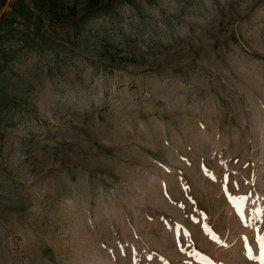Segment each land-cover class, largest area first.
Returning <instances> with one entry per match:
<instances>
[{"label": "rangeland", "instance_id": "obj_1", "mask_svg": "<svg viewBox=\"0 0 264 264\" xmlns=\"http://www.w3.org/2000/svg\"><path fill=\"white\" fill-rule=\"evenodd\" d=\"M264 0H0V264H264Z\"/></svg>", "mask_w": 264, "mask_h": 264}, {"label": "snow or ice", "instance_id": "obj_2", "mask_svg": "<svg viewBox=\"0 0 264 264\" xmlns=\"http://www.w3.org/2000/svg\"><path fill=\"white\" fill-rule=\"evenodd\" d=\"M261 259H264V256H262Z\"/></svg>", "mask_w": 264, "mask_h": 264}]
</instances>
